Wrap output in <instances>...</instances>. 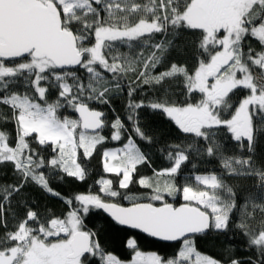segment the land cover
I'll use <instances>...</instances> for the list:
<instances>
[{
    "label": "snow or ice",
    "instance_id": "6c2138e0",
    "mask_svg": "<svg viewBox=\"0 0 264 264\" xmlns=\"http://www.w3.org/2000/svg\"><path fill=\"white\" fill-rule=\"evenodd\" d=\"M218 3L229 9L226 17L211 14V7ZM141 10L148 15L129 24V14ZM183 30L199 32L194 42L199 57L196 67L190 72L173 62L163 72L153 74ZM155 34L161 35L159 42L153 40ZM146 35L148 39L141 43L152 51L146 59L143 53L139 57L143 71L135 66L137 61L121 55H112V62L106 58V53L114 50V42L123 44ZM246 37L256 40L259 49L249 47L245 51L242 42ZM97 66L112 74L117 81L115 88L108 86L110 81ZM74 68L88 74L87 87ZM128 71L138 72L137 81L143 84L182 77L188 96L199 93V99L182 104L157 100L147 105L130 99L127 120L132 125L131 134L123 149L103 151V170L122 176L119 189L139 184L148 190L146 194L122 193L113 190L111 180L101 179L97 181L100 192L107 198L126 200L128 206L94 194L64 198L51 187L42 169L47 168L49 174L61 180L64 174L85 180L87 169L78 150H83L86 160L107 139L97 131L107 126L105 114L91 108L88 101L109 104V94L122 90L119 74ZM17 78L23 79L31 93L10 91L9 86L16 84ZM49 87L57 90L53 102L48 100ZM238 88L249 94L240 99L234 111H229L233 108L230 94ZM136 90L130 87L127 95L133 97ZM0 91L5 92L0 103L11 107L16 130L14 147L6 142L8 134L0 131V162H12L22 178L21 183L5 188L0 200L10 205L12 197L26 184L35 183L44 192L64 200L68 209L62 217L54 213L42 217L25 198L23 217L0 240V264H264V205L260 206L262 218L256 220L255 213L247 210L255 197H247L239 205L243 211L235 225L246 237L248 247L254 249V256L218 261L202 256L189 237L213 229L226 233L238 207L235 191L216 175H196L194 179L211 189L224 190V195H209L190 186H184L181 193L172 182L188 160V151L194 149L208 156L219 151L221 144L216 137L220 129L230 134L241 151L250 154L264 135V0H148L145 4L136 0H0ZM66 107L78 113V119L61 117L59 112ZM142 107L159 111L179 132L195 138L187 148L168 146L167 159L172 164L162 171L154 169L155 179H135L133 175H139L137 166H150L149 157L133 142V136L148 144L153 142L138 122L136 110ZM111 128L113 142L121 141L129 131L119 115ZM89 130L95 134L89 135ZM29 137L41 147L30 143ZM200 140L203 146L194 148ZM49 150L50 156L43 154ZM224 167L233 174L255 176L259 187L264 188V166L254 167L251 155L225 160ZM181 194L184 203L180 206L168 202L167 197L176 199ZM93 209L106 214L105 223L120 226L118 230L125 231L126 237L128 229L139 230L151 238L179 241L182 247L177 255L163 258L155 253L144 254L135 239L127 238L126 246L134 255L124 262L99 242L100 230L88 229L86 217ZM0 226L7 229L4 203H0Z\"/></svg>",
    "mask_w": 264,
    "mask_h": 264
},
{
    "label": "trees",
    "instance_id": "16d2710c",
    "mask_svg": "<svg viewBox=\"0 0 264 264\" xmlns=\"http://www.w3.org/2000/svg\"><path fill=\"white\" fill-rule=\"evenodd\" d=\"M137 3L145 4L148 0H136ZM182 2V0H181ZM162 15V11L159 13ZM106 15V13H102ZM148 15L143 10L133 14H129L128 23L134 24L138 22L139 18ZM199 32L197 30H183L179 33L175 39V45L164 56L163 62L155 69V73L163 72L170 67L171 63L177 62L181 66H186L191 72L198 63V51L195 46V41L198 39ZM172 37L169 36V39ZM148 36L138 38L134 41H128L129 44H122L119 41L114 42L115 47L111 53H106V58L111 61L112 55H121L128 60L137 61L139 71H143V62L139 60L141 53L144 58L151 53L152 49L147 45L142 44L143 40H147ZM153 40L159 42L161 40L160 34H155ZM94 43V36L92 38ZM243 43V49L247 51L249 47L259 49L260 45L256 40L251 37H246ZM130 45V46H129ZM159 54V53H158ZM122 63L126 64V61L122 60ZM98 70L106 80L110 81L109 87L115 88L117 81L112 79V74L104 72L103 69ZM76 71L78 75L82 77V82L87 87L88 74L79 68L72 69ZM255 72V70H254ZM138 72H124L119 74L118 83L121 91H115L110 93V103L104 104L99 102L88 101L89 106L95 110L104 112V119L107 122V126L99 131L101 135H104L107 139L103 145H98L93 151L92 157L84 160L83 150H78V157L83 161L84 167L87 169L86 178L83 181L76 180L75 178L67 177L64 174V179H58L56 175L49 174L47 168L42 171L48 174V179L51 187L62 194L64 198H74L77 194H94L99 195L106 200L114 201L122 205H128V201L117 198H107L100 192L101 185L97 183L98 180L108 179L112 181L113 190H118L122 193H128L129 195L139 196L146 194L148 190L140 187L139 184H130L128 189H119V179L121 176H117L114 173H105L103 170L104 158L102 153L105 149H115L124 145L128 135L131 134V122L127 120V117L131 114L128 108L130 99L135 102L143 101L145 105L154 101H170L172 103H184L186 100L193 102L198 101L199 93H193L191 97L185 91L184 82L182 77H170L161 81L159 84H143L142 80L137 81ZM24 82L22 78H17V83L10 85L11 92L22 93L25 90L23 87ZM130 87H135L137 90L133 97H129L127 92ZM249 92L246 89L238 88L230 94L233 108L229 111H234L235 106L238 105L240 99L248 95ZM5 92L0 91V97H3ZM57 99V90L49 87L48 100L53 102ZM139 113L138 122L142 128L153 137L151 144L146 143L143 140L133 136V142L149 157L150 166L143 165L137 166L138 173L133 174L135 179H139L140 176L153 177L154 169L156 171H162L171 166L172 161L167 159V151L169 145H182L187 148L189 144H192L195 138L191 135L182 134L177 130L174 123L168 121L165 116L161 115L159 111L153 110L149 107H142L136 110ZM61 117L68 116L69 118H76L74 111L69 108L61 109L59 112ZM119 115L125 125H127L129 131L124 134V138L119 142H113L110 139L111 123L114 122L115 117ZM227 116V113H225ZM5 118L7 120L5 121ZM0 131L8 134V140L10 146H15L16 143V130L15 122L12 119V109L9 105L0 103ZM94 135V134H89ZM30 143L35 147H41L34 144L32 137L27 138ZM216 139L221 144L219 151L208 156L205 153L197 154L193 149L188 151V160L182 163L181 168L178 169L175 177L172 178V182L176 184L182 193L184 186L193 187L194 190H201L211 192L212 194H226L222 189L211 190L204 185L195 181L196 175H216L225 185L231 187L237 196V209L232 214V225L226 233H221L216 230H210L203 235H194L190 237L193 240L194 247L201 253L202 256H208L218 261H225L229 258L247 259L254 256V249H250L247 245V239L242 232L235 226L241 218L243 209L239 205L243 204L247 197H255L248 203V211L254 212L256 220L262 218L260 212V206L264 205V188L259 187V181L255 176L250 175H237L231 173L224 167V161H231L232 158H247L251 155L253 166H264V135L259 137L258 142L255 145L253 153H248L246 150L241 151L234 142L230 134L224 129H220ZM246 144L247 142L244 141ZM203 140L197 142L194 148L197 146L202 147ZM44 155L50 156V150L43 152ZM37 158L38 157H34ZM195 165V167H193ZM233 167L239 169V165L233 163ZM22 182L20 174L15 170L12 162H0V197L4 195V189L10 185H17ZM163 183V178H161ZM25 198L28 202L36 206L37 211L40 212L42 217H46L50 213H54L56 216L62 217L66 214L67 208L64 200L54 197L44 192L35 183H28L23 190L14 195L11 199V204L0 200V203L5 205L7 229L0 226V240H2L7 231H11L15 228L17 221L23 217V203ZM168 202L173 203L175 206L184 201L181 199V195L176 199L167 197ZM158 203V202H157ZM253 205H256L254 208ZM106 215L98 213L96 210L86 217V225L89 230H100L99 242L105 249L109 250L112 254H115L118 259L127 262L131 259L134 253L126 246V239H135L138 244V250L143 253H155L163 258H170L177 255L180 242L175 244H167L156 241L150 237H147L136 230L128 229L129 235L126 237L125 231L118 230L120 226H108L105 223ZM103 226V227H102Z\"/></svg>",
    "mask_w": 264,
    "mask_h": 264
},
{
    "label": "rangeland",
    "instance_id": "374dc122",
    "mask_svg": "<svg viewBox=\"0 0 264 264\" xmlns=\"http://www.w3.org/2000/svg\"><path fill=\"white\" fill-rule=\"evenodd\" d=\"M217 5V6H216ZM216 5H214V6H212L211 7V9H210V12H211V14H213V12L215 13V16H218V17H226L227 15H228V13H229V9L225 6V5H223V4H221L222 5V10H221V12L218 14V4H216ZM124 44H126V45H128L129 44V42H126V43H124ZM254 74H255V72H254ZM23 85V87H25V90H24V92L22 93L23 95L27 92V93H31V89H29V88H26V86H25V84H22ZM17 94H19V93H17ZM238 106V105H237ZM72 119H77V118H72ZM77 138H78V136H77ZM125 143H127V140L125 141ZM124 143V144H125ZM115 149H123V146H121V147H118V148H115ZM115 149H110V150H115ZM105 162V161H104ZM109 163H111V161H108ZM121 178H122V176H121ZM202 185V184H201ZM205 186V185H204ZM206 187V186H205ZM209 188V187H208ZM209 189H211V188H209ZM211 190H214V189H211ZM209 193V195H212V191L211 192H208ZM102 195L105 197V194L104 193H102ZM181 199H182V194H181ZM183 200V199H182ZM180 247H182V244H181V242H180V246H179V248ZM144 254H153V253H144ZM195 259V257H193V260Z\"/></svg>",
    "mask_w": 264,
    "mask_h": 264
},
{
    "label": "water",
    "instance_id": "95a60500",
    "mask_svg": "<svg viewBox=\"0 0 264 264\" xmlns=\"http://www.w3.org/2000/svg\"><path fill=\"white\" fill-rule=\"evenodd\" d=\"M74 69H76V68H74ZM75 113V112H74ZM75 115H76V118L78 119V113H75ZM98 132L100 131V130H97ZM88 134H95V133H93V131L92 130H89L88 131ZM181 204H183V203H181ZM181 204H179V205H176V206H180ZM124 206H128V205H124ZM106 215V214H105ZM136 231H138V232H140L139 230H136ZM210 231V230H209ZM209 231H207V233L209 232ZM141 234H143V235H145V236H147L146 234H144V233H142V232H140ZM194 235H203V234H194ZM194 235H191L190 234V237H192V236H194ZM148 237V236H147ZM189 237V238H190ZM151 238V237H150ZM152 239H154V240H156V241H159V242H162V243H167V244H175V243H178L179 241H177V242H166V241H162V240H159V239H157V238H152Z\"/></svg>",
    "mask_w": 264,
    "mask_h": 264
},
{
    "label": "flooded vegetation",
    "instance_id": "af4514ba",
    "mask_svg": "<svg viewBox=\"0 0 264 264\" xmlns=\"http://www.w3.org/2000/svg\"><path fill=\"white\" fill-rule=\"evenodd\" d=\"M216 5V4H215ZM217 6V5H216ZM222 10V5L218 3V14L221 12ZM213 15H215V13L213 12Z\"/></svg>",
    "mask_w": 264,
    "mask_h": 264
}]
</instances>
